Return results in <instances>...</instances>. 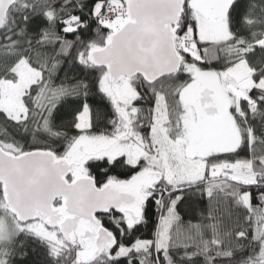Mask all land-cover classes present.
<instances>
[{
    "label": "snow or ice",
    "instance_id": "snow-or-ice-1",
    "mask_svg": "<svg viewBox=\"0 0 264 264\" xmlns=\"http://www.w3.org/2000/svg\"><path fill=\"white\" fill-rule=\"evenodd\" d=\"M0 264H264V0H0Z\"/></svg>",
    "mask_w": 264,
    "mask_h": 264
}]
</instances>
